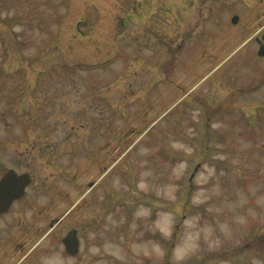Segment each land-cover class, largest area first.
<instances>
[{"label": "rangeland", "instance_id": "obj_1", "mask_svg": "<svg viewBox=\"0 0 264 264\" xmlns=\"http://www.w3.org/2000/svg\"><path fill=\"white\" fill-rule=\"evenodd\" d=\"M186 3L0 0V264H264V0Z\"/></svg>", "mask_w": 264, "mask_h": 264}, {"label": "water", "instance_id": "obj_2", "mask_svg": "<svg viewBox=\"0 0 264 264\" xmlns=\"http://www.w3.org/2000/svg\"><path fill=\"white\" fill-rule=\"evenodd\" d=\"M236 24L238 17L233 19ZM259 55L264 56V47L259 51ZM32 183L31 176L28 173L18 174L15 170H9L0 180V215L6 214L12 205L22 199L29 185ZM66 253L75 257L80 252V240L78 231L72 230L63 239Z\"/></svg>", "mask_w": 264, "mask_h": 264}, {"label": "flooded vegetation", "instance_id": "obj_3", "mask_svg": "<svg viewBox=\"0 0 264 264\" xmlns=\"http://www.w3.org/2000/svg\"><path fill=\"white\" fill-rule=\"evenodd\" d=\"M185 2H188V3H186V4H188L189 5V7H190V10H195L196 9V7L198 6L197 5V3H196V0H185ZM206 2H208L209 3V7L206 9V10H204V14L206 15V17H205V15H204V17L203 18H210V17H212V16H216V12H217V10H219L218 9V7H217V4H218V2H219V0H206ZM188 5H186V6H188ZM172 4L170 3V5L169 6H166V10L167 11H169L172 15L174 14L173 13V11H172ZM188 7V8H189ZM182 19H183V17H179V24L181 25V27H182V29L183 30H185V27H184V25H183V23H182ZM170 24V23H169ZM187 32H191V33H193L194 32V25L190 28V30H186ZM195 33V32H194ZM193 33V34H194ZM251 41H254V43L255 44H257L258 45V47H257V49L258 50H260L262 47H264V26L260 29V30H258V32H257V34L256 35H254V36H251L250 38H249ZM257 51V50H256ZM261 58H263V57H261ZM49 142H50V140L48 139L47 140V143L49 144ZM45 148H41L40 149V151L39 152H42L43 150H44ZM5 174V173H4ZM3 174V175H4ZM29 174V173H28ZM2 175V176H3ZM30 176L32 177V174H30ZM53 228H55V225H52V229Z\"/></svg>", "mask_w": 264, "mask_h": 264}, {"label": "trees", "instance_id": "obj_4", "mask_svg": "<svg viewBox=\"0 0 264 264\" xmlns=\"http://www.w3.org/2000/svg\"><path fill=\"white\" fill-rule=\"evenodd\" d=\"M260 241H261V240H260ZM262 241H263V240H262ZM262 241H261V242H262Z\"/></svg>", "mask_w": 264, "mask_h": 264}]
</instances>
